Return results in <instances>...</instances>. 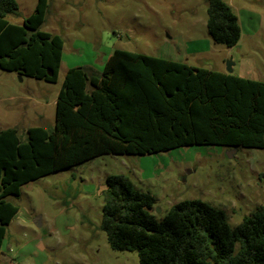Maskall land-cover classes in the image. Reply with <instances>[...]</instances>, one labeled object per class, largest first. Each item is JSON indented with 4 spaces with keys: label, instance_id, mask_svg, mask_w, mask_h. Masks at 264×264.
Returning <instances> with one entry per match:
<instances>
[{
    "label": "trees",
    "instance_id": "16d2710c",
    "mask_svg": "<svg viewBox=\"0 0 264 264\" xmlns=\"http://www.w3.org/2000/svg\"><path fill=\"white\" fill-rule=\"evenodd\" d=\"M48 1L14 25L16 0H0V70L58 82L64 41L41 31ZM206 2L209 36L236 46L241 29L232 8ZM192 146L264 149V82L120 50L101 74L69 69L53 131L29 128L25 138L17 128L0 131V250L23 186L103 155ZM106 186L101 229L111 249L136 252L140 264H264V208L232 227L224 210L184 201L159 220L155 196L127 176H109Z\"/></svg>",
    "mask_w": 264,
    "mask_h": 264
},
{
    "label": "rangeland",
    "instance_id": "374dc122",
    "mask_svg": "<svg viewBox=\"0 0 264 264\" xmlns=\"http://www.w3.org/2000/svg\"><path fill=\"white\" fill-rule=\"evenodd\" d=\"M239 20L232 48L207 31L206 0H49L41 31L60 36L58 82L0 70V131H53L56 102L69 69L101 74L125 51L264 82V0H223ZM22 25L38 0H16ZM127 176L156 198L161 220L171 207L202 201L226 212L232 227L264 208V149L192 146L155 155H103L21 188L19 212L7 229L0 264H140L136 252L116 251L101 229L106 179Z\"/></svg>",
    "mask_w": 264,
    "mask_h": 264
},
{
    "label": "water",
    "instance_id": "95a60500",
    "mask_svg": "<svg viewBox=\"0 0 264 264\" xmlns=\"http://www.w3.org/2000/svg\"><path fill=\"white\" fill-rule=\"evenodd\" d=\"M232 67H233V64H232V63H228V74H229V75H232V74H233V69H232ZM147 211H148L149 213H153V210H152V209H147Z\"/></svg>",
    "mask_w": 264,
    "mask_h": 264
}]
</instances>
